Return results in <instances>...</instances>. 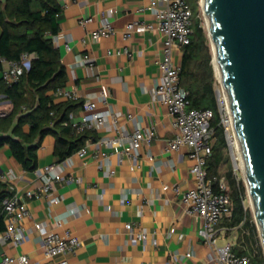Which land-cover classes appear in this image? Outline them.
Returning a JSON list of instances; mask_svg holds the SVG:
<instances>
[{"label": "crops", "instance_id": "1", "mask_svg": "<svg viewBox=\"0 0 264 264\" xmlns=\"http://www.w3.org/2000/svg\"><path fill=\"white\" fill-rule=\"evenodd\" d=\"M59 3L60 31L52 38L66 68L65 88L77 94L79 103L96 101L97 110L109 114V126L96 136L120 137L138 127L155 126V138L149 148H141L135 159L119 157L108 148L97 150L94 145L85 158L73 154L61 168L63 176L72 182L57 185L53 196H59L61 201L53 205L47 198L29 200L25 196L27 191L35 190L34 171L24 170L8 145L0 148V175L12 172L14 193L30 211L24 221L29 239L19 246L0 243V258L27 255L40 264L62 259L69 264H211L213 248L199 237L203 222L189 213L182 196L173 190L175 185L182 191L194 186L190 173L193 161L186 150L164 151L165 142L174 137L172 119L167 107L153 99L162 77L159 64L164 36L158 30L137 32L130 40L123 36L126 26L134 21L156 23L157 10L152 0ZM112 10L116 13L111 14ZM85 17H92L93 22L81 25ZM106 21L113 24L117 34L95 39L93 34ZM184 53L185 49L176 50L175 60L180 64ZM5 68L6 64H2L0 80ZM191 70L195 71V65ZM103 91L107 92V103L100 100ZM56 97L54 94L57 103L67 101ZM0 105L4 110L11 109L8 100H2ZM115 112L121 113L117 121L112 118ZM83 114L82 106H78L71 123H79ZM29 129L24 128L27 132ZM55 147V137L47 135L38 150V169L59 163ZM164 186L169 190L165 191ZM36 223L56 232L70 230L82 241L81 248L74 256L50 261L34 230ZM127 224L134 226V234L127 232ZM173 227L176 233L170 235ZM231 229L219 226L218 245L231 241ZM141 232L146 239L139 237ZM187 253L192 256L185 258Z\"/></svg>", "mask_w": 264, "mask_h": 264}, {"label": "built area", "instance_id": "2", "mask_svg": "<svg viewBox=\"0 0 264 264\" xmlns=\"http://www.w3.org/2000/svg\"><path fill=\"white\" fill-rule=\"evenodd\" d=\"M152 3L157 10L156 23L134 21L126 26L123 36L125 40H130L137 32L152 30H158L164 36V50L159 64L162 77L153 96L155 102L167 107L172 119L174 137L165 142L164 151L186 150L188 158L193 161L190 173L194 186L182 191L181 186L175 185L173 190L182 196V201L187 205L189 213L203 222L199 229V237L205 244L213 248V252L209 256L211 264H252L249 256L238 255L235 252L232 243L218 245L219 226L225 218L232 216L233 203L228 184L218 177L211 176L209 172V162L213 157L216 141V130L212 126L216 113L211 109L191 106L189 93L181 85V64L175 60L176 50L184 49L191 44L194 25L193 11L188 0H152ZM110 13L115 14L116 11L112 10ZM91 22H93L92 17H85L80 20L81 25H87ZM116 34L117 30L113 24L106 21L102 28L93 34V37L99 39L113 37ZM66 47L70 50L68 43ZM125 52L129 53L128 50ZM34 58L35 55L33 54H24L17 62L2 60V64H6V68L3 70V80L7 84L19 81L20 77L31 68ZM55 96L78 101L77 94L66 90L65 87L57 89ZM2 98L0 97V102ZM106 98L107 92H101L100 100L107 103ZM217 106L220 126L223 128L226 141L230 146L231 156L236 166L239 167L240 151L236 144L237 138L233 119L225 95L217 97ZM82 108L84 114L79 123H71L73 120L72 113L70 122L65 124L70 125L74 133L81 134L92 131L98 135L99 132L109 126V114L99 112L96 101H85ZM0 109V118L6 117L7 110H3L1 105ZM120 117V112L112 114L114 121ZM154 138L155 126L138 127L132 133H124L120 137L101 136L97 137L96 140L89 139L74 155L85 158L91 146L94 145L97 150L108 148L112 149L119 157L127 156L135 159L143 146L147 148L151 146ZM150 158L152 157L150 156ZM63 162L51 164L42 169L37 168L34 171L37 179L34 186L35 190L27 191L25 196L29 200L47 198L50 204H58L61 201L60 197L53 196L57 185L72 182V179H66L62 174ZM14 179L12 172L0 175V183L7 184L13 192L11 197L5 198L2 202L6 229L0 235V243L19 246L29 239L24 221L30 217V211L28 204L14 193ZM169 188V186H164L165 191ZM125 228L129 234H134L135 228L132 224H127ZM34 230L39 234L44 244L45 255L50 261L67 255L74 256L82 246V241L70 230L56 232L49 230L41 223H36ZM175 233L176 228L173 227L170 235ZM139 237L146 239L147 235L141 232ZM191 256V253L185 254V258ZM0 264L40 263L32 261L27 255H4L0 258ZM53 264H69V262L62 259Z\"/></svg>", "mask_w": 264, "mask_h": 264}, {"label": "trees", "instance_id": "3", "mask_svg": "<svg viewBox=\"0 0 264 264\" xmlns=\"http://www.w3.org/2000/svg\"><path fill=\"white\" fill-rule=\"evenodd\" d=\"M197 3L198 0H195L194 11ZM61 11L59 0H0V68L2 60L17 62L24 54L35 55L31 69L19 81L7 84L0 80V97L11 103L7 116L0 118V148L8 145L16 161L29 172L38 168V150L47 135L56 139L55 155L59 162L75 154L87 140L97 139L95 132L76 134L70 125H65L70 122V115L76 108L83 107V103L72 100L57 103L54 98L57 89L66 87L68 80L52 38L59 34L57 19ZM184 49L181 85L189 93L191 106L211 109L216 113L212 123L216 130V143L209 172L219 178L220 167L225 163L223 149L226 139L220 126L206 34L201 22L195 18L191 44ZM204 53L207 57L203 56ZM192 65L199 70H191ZM25 126H29L28 132L24 130ZM228 175L235 185L233 174ZM12 195L8 185L0 183V232L6 229L2 202ZM244 198L245 187L238 184L231 197L234 206L232 216L227 218L228 227L242 225L250 228L251 236L244 238L241 249L235 247L234 250L238 255L249 256L252 264H264L263 251L258 256L251 254L255 252L258 233L255 225L250 226V212L244 207Z\"/></svg>", "mask_w": 264, "mask_h": 264}, {"label": "water", "instance_id": "4", "mask_svg": "<svg viewBox=\"0 0 264 264\" xmlns=\"http://www.w3.org/2000/svg\"><path fill=\"white\" fill-rule=\"evenodd\" d=\"M201 4L264 249V0Z\"/></svg>", "mask_w": 264, "mask_h": 264}, {"label": "rangeland", "instance_id": "5", "mask_svg": "<svg viewBox=\"0 0 264 264\" xmlns=\"http://www.w3.org/2000/svg\"><path fill=\"white\" fill-rule=\"evenodd\" d=\"M189 4L191 6V9L194 13V18L196 20H199L201 22V26L204 28V32L206 34V38H207V44H208V51L207 53L210 55L211 58V66L214 72V90H215V96H216V101H217V97L219 96H224V91H223V87L221 84V81L218 80L217 76H216V71H215V66H214V55H213V50H212V45H211V41L209 39V33H208V27H207V22H206V18H205V13L201 4V0H198L197 3V7L196 10L194 11V7H195V0H188ZM204 57L207 55L204 53L203 55ZM195 70H199L198 68H195ZM63 97H56L57 100L62 99ZM218 107V106H217ZM225 135V133H224ZM226 139V137H225ZM216 143V141H215ZM223 154H224V158H225V163L220 167L219 170V178L223 181H225L228 184V189H229V193L231 195V197L233 196L234 193V189L238 188V184H242L245 187V198L243 200V204L246 210H248L250 212V226L255 225L258 236H257V244L255 245V252L251 254L258 256V254L263 251L264 253V249H263V245H262V241L259 235V231H258V226L256 223V218L253 212V208L251 205V200H250V196L247 190V186H246V182H245V175H244V171L242 170L243 167L241 168L240 166L237 167L233 157L231 156V150H230V146L228 144V142L226 141V146L223 149ZM240 163V162H238ZM229 173L233 174V177H235L236 179V183L235 185H233L231 183V180L229 178ZM234 206V205H233ZM221 225L224 226H228V220L227 218H225ZM250 235V228H244L242 225L240 227H236V228H232L231 231L229 232V237L231 239L230 243H232L234 245V247L238 249H241L243 246V240L246 236ZM251 236V235H250ZM222 244V243H221ZM250 253V252H249Z\"/></svg>", "mask_w": 264, "mask_h": 264}, {"label": "bare ground", "instance_id": "6", "mask_svg": "<svg viewBox=\"0 0 264 264\" xmlns=\"http://www.w3.org/2000/svg\"><path fill=\"white\" fill-rule=\"evenodd\" d=\"M213 61H214L213 63H214V66H215L216 76H217L218 80L221 81L219 65H218V61H217L216 57L214 58ZM236 144H237V147H238V150H239V144H238V141H236ZM239 151H240V150H239ZM239 166H240L241 168L243 167L241 154H240V163H239ZM242 170H243V169H242Z\"/></svg>", "mask_w": 264, "mask_h": 264}]
</instances>
